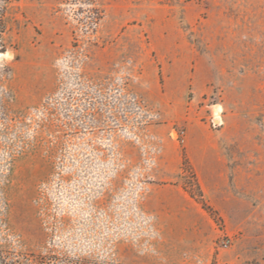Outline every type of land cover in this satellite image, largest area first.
Returning a JSON list of instances; mask_svg holds the SVG:
<instances>
[{"label": "rangeland", "instance_id": "obj_1", "mask_svg": "<svg viewBox=\"0 0 264 264\" xmlns=\"http://www.w3.org/2000/svg\"><path fill=\"white\" fill-rule=\"evenodd\" d=\"M4 25L0 264H264V0H14Z\"/></svg>", "mask_w": 264, "mask_h": 264}, {"label": "trees", "instance_id": "obj_2", "mask_svg": "<svg viewBox=\"0 0 264 264\" xmlns=\"http://www.w3.org/2000/svg\"><path fill=\"white\" fill-rule=\"evenodd\" d=\"M14 0H0V52H4L6 47L3 41V34L5 30L4 25V17H5V9L8 4H10Z\"/></svg>", "mask_w": 264, "mask_h": 264}, {"label": "built area", "instance_id": "obj_3", "mask_svg": "<svg viewBox=\"0 0 264 264\" xmlns=\"http://www.w3.org/2000/svg\"><path fill=\"white\" fill-rule=\"evenodd\" d=\"M217 111V110H216ZM217 113V112H215ZM215 116L213 117V124L220 123V114H214Z\"/></svg>", "mask_w": 264, "mask_h": 264}]
</instances>
